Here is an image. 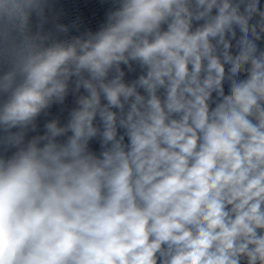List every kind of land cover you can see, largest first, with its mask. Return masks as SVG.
Returning <instances> with one entry per match:
<instances>
[{"label":"clouds","instance_id":"1","mask_svg":"<svg viewBox=\"0 0 264 264\" xmlns=\"http://www.w3.org/2000/svg\"><path fill=\"white\" fill-rule=\"evenodd\" d=\"M0 264H264V0H0Z\"/></svg>","mask_w":264,"mask_h":264}]
</instances>
